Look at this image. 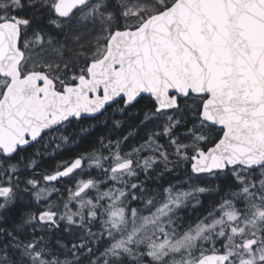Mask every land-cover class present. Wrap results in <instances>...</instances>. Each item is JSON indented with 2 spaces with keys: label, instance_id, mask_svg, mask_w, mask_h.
I'll list each match as a JSON object with an SVG mask.
<instances>
[{
  "label": "snow or ice",
  "instance_id": "snow-or-ice-1",
  "mask_svg": "<svg viewBox=\"0 0 264 264\" xmlns=\"http://www.w3.org/2000/svg\"><path fill=\"white\" fill-rule=\"evenodd\" d=\"M0 264H264V0H0Z\"/></svg>",
  "mask_w": 264,
  "mask_h": 264
},
{
  "label": "trees",
  "instance_id": "trees-1",
  "mask_svg": "<svg viewBox=\"0 0 264 264\" xmlns=\"http://www.w3.org/2000/svg\"><path fill=\"white\" fill-rule=\"evenodd\" d=\"M115 119L122 121L121 128H114L111 121H109L107 124H104L103 122L99 123V121H97L93 124H90L89 132L84 136L80 135V137L77 138L73 131L66 134L70 137H73V139H71L68 145L63 146L61 150L56 151L55 154L41 150L44 152V154L37 157L39 160V167L36 169V172L40 174L52 172L58 167V165L64 162L72 161L81 153L92 151L94 147L98 146L97 141L101 137L122 138L124 136H129V133H131L132 135L129 136V139L125 145L127 148L130 145L140 143L148 131L147 128L139 124V120L135 116L122 117L120 115H116ZM93 175H95V173H93ZM180 175H183L182 180L187 179V174L181 173ZM218 182L219 181H210L209 186ZM200 199L203 203L202 206H199V211L191 208L188 209L185 213L187 218L195 220L198 215H203L205 211L208 210L210 206L218 199V197L208 196L205 194L204 196H201ZM20 210L21 208L18 206L13 210V212L15 213Z\"/></svg>",
  "mask_w": 264,
  "mask_h": 264
},
{
  "label": "flooded vegetation",
  "instance_id": "flooded-vegetation-1",
  "mask_svg": "<svg viewBox=\"0 0 264 264\" xmlns=\"http://www.w3.org/2000/svg\"><path fill=\"white\" fill-rule=\"evenodd\" d=\"M99 121V123H101L102 121L101 120H93V119H84L80 122V124H76L75 122H73V125L71 127H69L68 129V132L65 133L68 134L69 132L73 131L74 135L79 138L80 135H86L88 132H89V128H90V124H93L95 122ZM83 127L85 129H88V131L84 132L81 134L80 132V128ZM43 150V149H41ZM181 176V179L183 178V175H180ZM169 179H172L171 177H169ZM173 182H175L173 180Z\"/></svg>",
  "mask_w": 264,
  "mask_h": 264
}]
</instances>
